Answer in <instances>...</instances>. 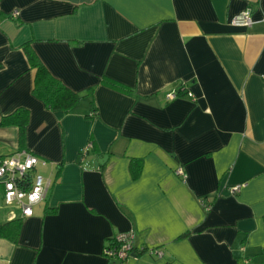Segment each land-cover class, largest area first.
<instances>
[{"label":"crops","instance_id":"crops-1","mask_svg":"<svg viewBox=\"0 0 264 264\" xmlns=\"http://www.w3.org/2000/svg\"><path fill=\"white\" fill-rule=\"evenodd\" d=\"M25 44L82 95L70 110L34 96ZM0 63V121L27 110L0 160L51 180L26 217L0 183V224L20 219L0 264H264V0H0ZM122 232L146 251L109 260Z\"/></svg>","mask_w":264,"mask_h":264},{"label":"built area","instance_id":"built-area-1","mask_svg":"<svg viewBox=\"0 0 264 264\" xmlns=\"http://www.w3.org/2000/svg\"><path fill=\"white\" fill-rule=\"evenodd\" d=\"M230 23L234 26H251L253 20L250 16V10H244L232 17ZM184 86V85H183ZM180 88L177 87L165 93L167 101L180 96ZM185 88L183 89V91ZM186 95L192 96L191 92ZM91 146L88 144L83 151ZM39 164H45L44 160L29 152H16L0 160V183L3 188V200L6 205H17L23 217L32 214V207L45 199L51 186V180L42 173L37 172ZM182 174V170H178ZM239 185L231 188V193H236ZM146 251L145 248H135L132 234L122 232L115 235L111 243L104 247L103 254L109 260H126L133 255ZM149 253L155 252L159 257L162 252L148 249Z\"/></svg>","mask_w":264,"mask_h":264},{"label":"trees","instance_id":"trees-1","mask_svg":"<svg viewBox=\"0 0 264 264\" xmlns=\"http://www.w3.org/2000/svg\"><path fill=\"white\" fill-rule=\"evenodd\" d=\"M30 67L36 69V74L33 84V94L40 99L46 108L51 110H65L68 111L71 107L82 97L79 93L69 88L63 81L55 77L44 63L38 58L34 50L29 44L22 46ZM2 63H0V69ZM110 85L119 87L117 84L108 82ZM179 94L181 95L184 89L183 85L179 86ZM27 110L19 109L13 114L8 115L0 121V125L16 124L19 128V138L22 140L24 129L26 126ZM141 159L132 158L130 160L129 168L132 178H137L140 174ZM20 226V219H14L4 224H0V236L6 237L10 240H15L18 235ZM186 234V233H185ZM184 234V235H185ZM183 236V235H182ZM139 254V253H138Z\"/></svg>","mask_w":264,"mask_h":264},{"label":"water","instance_id":"water-1","mask_svg":"<svg viewBox=\"0 0 264 264\" xmlns=\"http://www.w3.org/2000/svg\"><path fill=\"white\" fill-rule=\"evenodd\" d=\"M106 157H107V155H104L103 157H102V159H99L98 160V163H102V161H104L105 159H106ZM134 256V255H133Z\"/></svg>","mask_w":264,"mask_h":264}]
</instances>
